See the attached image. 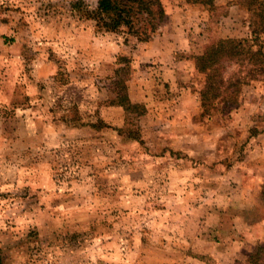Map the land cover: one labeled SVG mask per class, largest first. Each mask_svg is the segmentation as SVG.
I'll return each mask as SVG.
<instances>
[{
	"label": "rangeland",
	"instance_id": "rangeland-1",
	"mask_svg": "<svg viewBox=\"0 0 264 264\" xmlns=\"http://www.w3.org/2000/svg\"><path fill=\"white\" fill-rule=\"evenodd\" d=\"M76 1L0 2V254H20L7 264H221L185 238L196 218L204 247L226 250L231 239L230 264H247L264 243V78L242 88L235 108L203 114L194 58L222 38L252 44L249 14L226 7L236 0H217L216 12L162 0L174 43L189 52L173 54V84L141 60L149 43L123 45L127 96L146 109L125 116L110 104L117 66L106 54L119 37L79 21ZM70 105L109 127L64 124ZM125 122L139 141L119 136Z\"/></svg>",
	"mask_w": 264,
	"mask_h": 264
},
{
	"label": "trees",
	"instance_id": "trees-1",
	"mask_svg": "<svg viewBox=\"0 0 264 264\" xmlns=\"http://www.w3.org/2000/svg\"><path fill=\"white\" fill-rule=\"evenodd\" d=\"M183 2L192 7L201 6L207 12L219 10L217 0H183ZM82 5H84L82 1L79 0V3L76 1L72 9L78 12L79 21L90 22L93 17L82 13ZM235 5L250 16V36L253 43L251 44L248 38L218 39L205 46L202 54L194 58L195 70L203 77V86L200 90L203 114H208L217 103L224 108H235L242 88L250 82L264 78V0L230 1L226 7ZM97 7L104 12L105 27L101 29L91 23L96 33L123 37L124 46L133 41V46L137 50L150 43L167 21L162 0H96L93 8ZM129 60L128 57L122 56L116 60V64L112 65V68L117 67H114L112 71V78H115L112 83L115 89V99H112L110 104L122 108L125 116L132 113L141 116L146 112L144 105L131 103L126 93L128 76L126 68L129 67ZM230 64L234 65L235 70L226 75ZM16 85L18 88L20 84ZM23 88H21L23 97L27 99L28 93L25 89L26 94ZM15 98L16 95L13 94V99ZM70 106L59 117L64 124L71 127L89 126L95 130L109 127L101 121H82L76 106ZM74 106L76 111L71 110ZM116 131L126 141H139L140 139L139 131L131 129L127 122L122 128H116ZM262 188L264 189V183ZM8 260L20 263V254H12L10 257L0 254V264H7L10 262ZM247 264H264V243L256 246L248 255Z\"/></svg>",
	"mask_w": 264,
	"mask_h": 264
},
{
	"label": "crops",
	"instance_id": "crops-1",
	"mask_svg": "<svg viewBox=\"0 0 264 264\" xmlns=\"http://www.w3.org/2000/svg\"><path fill=\"white\" fill-rule=\"evenodd\" d=\"M167 15V21H166V25L167 27H165V29H163L161 31L160 34H158L157 36H155L151 42L146 46V48H143L142 50V54H143V58L141 57V60H144L147 58V60H145L146 62H149V60H154L158 65L157 67H159V71H161V74L164 76L165 78V82H173V84H175L174 82H176L177 80V76H179V74H177L179 71V68L181 67V63H177L174 62L172 59L173 54L176 53H180L181 52H185L188 53V51H184V48H177L176 44L174 43V39L176 38V34L173 33V30H169L168 28L171 27L172 25V21H173V16H175V14L171 13V12H166ZM169 21V22H168ZM181 33H183V31H181ZM174 40V41H173ZM173 41V42H172ZM187 45V44H186ZM192 53L195 51L194 48L191 49ZM172 59V60H171ZM194 67L192 65V69L190 68V75L184 77V82L185 84L191 80L192 74ZM173 77H175V79H173ZM183 81V80H182ZM187 86H189V84H187ZM183 89V91H186V88H181ZM188 89V87H187ZM190 90V88H189ZM188 93V92H187ZM185 93V94H187ZM182 95V94H181ZM185 95H183L184 97ZM144 99L142 98L140 101H143ZM233 173H235L234 171H232ZM242 181V179H240ZM191 227L194 228L195 231H193L192 236H187L185 235L187 238V240H191L192 242H198L199 246H202L203 244V253L208 255L211 260H218V263L221 264H230V261L232 260L233 256H236L233 248H231L232 245H234L233 243H231V239L230 241L226 244L227 245V249L226 250H212V248L210 247L211 245L209 244L207 247L205 244V241L202 240V231L200 232L201 228L204 227L206 223H202L201 221H199V219L196 218H191L190 223L186 224V225H190ZM186 225H184L183 229H185ZM206 229V227H205ZM204 229V231H205ZM216 228H214L215 230ZM203 231V232H204ZM192 238V239H191ZM213 247V246H212ZM221 248V247H220ZM193 260H188L187 263H191V264H206L205 262L201 263L199 262V260L201 258H198L199 260L197 261L196 259L192 258ZM226 260V262L224 263V261ZM186 263V264H187Z\"/></svg>",
	"mask_w": 264,
	"mask_h": 264
},
{
	"label": "clouds",
	"instance_id": "clouds-1",
	"mask_svg": "<svg viewBox=\"0 0 264 264\" xmlns=\"http://www.w3.org/2000/svg\"><path fill=\"white\" fill-rule=\"evenodd\" d=\"M2 2V0H0ZM79 3V0H77ZM81 11L86 16H92L93 19L90 21L94 26H99L101 29L105 27L104 22V12L100 8H93V7H85L82 5ZM98 14V17H97ZM116 44H119L120 47H116ZM123 48V37L116 40L115 43L111 44L110 47L107 49L106 54L109 57V62L111 64H116V57L122 52Z\"/></svg>",
	"mask_w": 264,
	"mask_h": 264
}]
</instances>
